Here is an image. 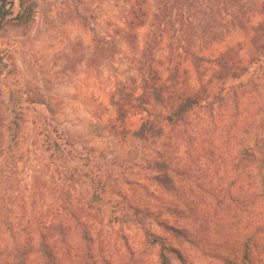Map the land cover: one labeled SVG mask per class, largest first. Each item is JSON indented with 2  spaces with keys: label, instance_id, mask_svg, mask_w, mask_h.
<instances>
[{
  "label": "rangeland",
  "instance_id": "1",
  "mask_svg": "<svg viewBox=\"0 0 264 264\" xmlns=\"http://www.w3.org/2000/svg\"><path fill=\"white\" fill-rule=\"evenodd\" d=\"M245 1L255 26L264 19V0ZM12 2L10 19L21 11L20 0ZM26 2L34 5V18L10 21L0 32V165L8 126L23 111L16 216L24 200L35 229L44 230L38 226L44 220L63 225L48 235L59 256L50 264H264L258 185L264 166L244 154L264 135V87L239 88L262 76L264 66L226 79L231 93L242 94L226 93L224 104L195 118L187 135L161 128L138 138L139 118H117L112 103L115 86L128 85L136 73L124 62L131 50L118 34L130 0ZM145 34L140 31L141 41ZM239 40L233 34L206 55ZM218 72L209 68L204 75ZM58 133L65 156L46 142ZM64 162L78 166L80 176L72 179ZM88 168L105 188L103 203L93 207L94 190L81 177ZM75 213L85 227H75ZM87 233L89 241L81 237ZM40 257L33 255L31 264H48Z\"/></svg>",
  "mask_w": 264,
  "mask_h": 264
},
{
  "label": "trees",
  "instance_id": "2",
  "mask_svg": "<svg viewBox=\"0 0 264 264\" xmlns=\"http://www.w3.org/2000/svg\"><path fill=\"white\" fill-rule=\"evenodd\" d=\"M12 1L0 0V32L10 21L24 25L35 16L34 5L20 0L21 11L10 19ZM254 15L245 0H130L129 13L123 24L125 30L119 29L118 34L131 50L132 57L124 62L136 73L128 85L119 83L115 86L112 103L117 118H139L141 126L135 134L138 138H146L161 128L170 129L176 135H187L189 129L195 127V118L210 114L215 107L224 104L226 93L239 98L242 93H231L232 87L227 86L226 79H240L255 64L264 66V19L254 26L251 22ZM142 30H146V34L141 41ZM233 34H240L242 40L216 56L206 55L213 46L224 43ZM104 43L101 41L103 46ZM246 44L252 50H248ZM158 51L163 52L162 59H157ZM117 65H120L119 60ZM209 68L219 72L207 79L204 74ZM254 75L251 82L239 85L242 91L251 88L256 93L254 90L264 87V74ZM259 98L264 101V93ZM22 121L23 111H20L8 126V138L1 157L0 264H31V257L38 254L42 262L50 264L53 258L58 262L59 256L50 250L48 235L63 225L56 226L44 220L38 223L44 230L35 229L36 224L28 218L24 200L20 209L24 212L16 216L18 205L13 196L20 192L13 187V177L20 160ZM51 139L46 136V142L63 155L66 149L64 135L58 133L54 140ZM255 142L257 149H248L244 154L257 157L264 166V135L257 137ZM63 165V171L70 172L72 179L80 176L78 166L72 170L67 162ZM260 174L258 185L264 195L263 169ZM81 177L94 190L89 205L102 204L105 188L99 175L90 169ZM71 218L76 228L85 227L78 213ZM81 237L91 239L88 233Z\"/></svg>",
  "mask_w": 264,
  "mask_h": 264
}]
</instances>
